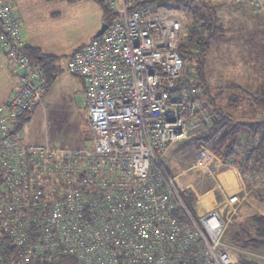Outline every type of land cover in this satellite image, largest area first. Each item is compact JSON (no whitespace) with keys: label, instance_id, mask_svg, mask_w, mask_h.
Returning a JSON list of instances; mask_svg holds the SVG:
<instances>
[{"label":"built area","instance_id":"1","mask_svg":"<svg viewBox=\"0 0 264 264\" xmlns=\"http://www.w3.org/2000/svg\"><path fill=\"white\" fill-rule=\"evenodd\" d=\"M98 1L112 20L66 66L84 83L91 145L80 149L23 141L19 120L49 85L25 51L17 11L0 1V51L14 84L0 105V264H264V251L224 241L219 209L199 214V196L189 209L183 177L162 166L171 146L210 127L189 85L196 75L189 84L182 76L183 19L172 0ZM245 1L264 15V0H234ZM214 159L200 146L193 168Z\"/></svg>","mask_w":264,"mask_h":264},{"label":"rangeland","instance_id":"2","mask_svg":"<svg viewBox=\"0 0 264 264\" xmlns=\"http://www.w3.org/2000/svg\"><path fill=\"white\" fill-rule=\"evenodd\" d=\"M210 1L217 3L223 34L211 41L200 66L208 92V98L203 97L207 111L216 108L234 122L264 117V107L255 104L264 99V15L256 13L248 1L240 5L234 0ZM16 5L23 20L24 38L38 44L42 54L53 57L58 69L42 102L21 122L23 141L40 144L47 139L51 147L62 149L89 147L84 84L69 74L66 66L75 52L94 39L102 24L111 22L104 5L98 0H19ZM197 68L193 61L183 72L195 73ZM176 146L170 147L164 162L172 175L183 177L182 188L186 191L181 193L186 196L196 192V198L200 197L198 206L213 209L212 193L202 196L209 187L207 181L197 175L208 166L196 167V171L193 162L179 169L174 157Z\"/></svg>","mask_w":264,"mask_h":264},{"label":"trees","instance_id":"3","mask_svg":"<svg viewBox=\"0 0 264 264\" xmlns=\"http://www.w3.org/2000/svg\"><path fill=\"white\" fill-rule=\"evenodd\" d=\"M168 4L177 10L183 19V30L185 31L184 43L180 46V53L184 61V67L187 64H197L198 68L194 73H182L185 82L190 74L196 75L194 85L200 91L199 100L203 111L210 117V127L202 135L175 147V161L179 169L188 168L197 157L200 146H204L211 151L214 158L220 159L223 163L229 165H241L247 168L249 172H264V120L263 121H232L231 118L224 115L218 109L213 108L208 112L203 97L208 98L205 84H203L201 75L202 57L208 50L212 40L219 38L223 30L219 24V11L217 3L210 0H172ZM105 15L112 20V15L106 10ZM107 24V23H106ZM27 55L33 61L37 62L49 83L58 72L54 65V58L42 54L38 49L27 47ZM183 67V68H184ZM210 101V100H209ZM264 107V99H259L255 104ZM20 118L18 127L27 117ZM162 166L166 173L172 175V169L168 163L163 161ZM261 166V167H260ZM260 167V168H259ZM259 168L258 170H256ZM228 184V191L231 194L236 185L235 178L231 172L219 176ZM186 191V190H185ZM185 205L192 210L196 199L195 194L181 193ZM250 198L253 203L264 209V189H258L251 193ZM224 241L239 249L249 252L264 251V216L251 212L247 208H242L234 217L233 222L226 230ZM241 264H259L248 259L241 260Z\"/></svg>","mask_w":264,"mask_h":264},{"label":"crops","instance_id":"4","mask_svg":"<svg viewBox=\"0 0 264 264\" xmlns=\"http://www.w3.org/2000/svg\"><path fill=\"white\" fill-rule=\"evenodd\" d=\"M0 1L11 4L15 8V10L18 11L16 3L18 4L19 0H0ZM17 13L20 22L23 23V20L19 15V11ZM25 38L24 41L27 47L40 50V48H38L37 46L38 44L34 43L31 40H28L27 38L25 40ZM12 77H13V68L9 64V62L5 59L3 53L0 51V105H2L13 92L14 84L12 83ZM263 120L264 117L260 115L258 117H255L254 119L247 121H263ZM45 141L48 142L47 139ZM193 161L195 164L197 161V157H195ZM210 165L212 166L213 174L211 172ZM259 168H257L256 170H258ZM229 172H231V174L234 176L236 182V185L233 187L232 189L233 192L231 194L228 191L227 182L221 177H219ZM197 175H201L202 178H204V180L207 181V184L209 186L207 190L203 192L202 196L207 193H212L213 201L215 205L213 209L217 208L221 211L223 218L228 222V227L233 222L234 217L244 207L249 210L251 209L255 211V213L260 216H264V209L254 204L252 199L250 198V195L251 193H253V191L258 189H264V172L263 173H259L257 171L249 172L247 168L242 167L241 165L234 166V165L225 164L220 159L215 158L208 165L207 169H204L201 174H197ZM208 210L210 209L205 208L202 205L200 206L197 205L196 207V211L199 214H203Z\"/></svg>","mask_w":264,"mask_h":264},{"label":"water","instance_id":"5","mask_svg":"<svg viewBox=\"0 0 264 264\" xmlns=\"http://www.w3.org/2000/svg\"><path fill=\"white\" fill-rule=\"evenodd\" d=\"M107 27H108L107 24H105V23L102 24L101 27H100V29H99V30L96 32V34L94 35V39L100 37V36L104 33V31L107 29Z\"/></svg>","mask_w":264,"mask_h":264}]
</instances>
